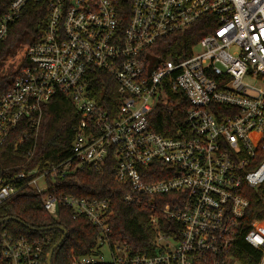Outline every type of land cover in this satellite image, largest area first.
Masks as SVG:
<instances>
[{
	"label": "built area",
	"instance_id": "2783aa9c",
	"mask_svg": "<svg viewBox=\"0 0 264 264\" xmlns=\"http://www.w3.org/2000/svg\"><path fill=\"white\" fill-rule=\"evenodd\" d=\"M30 1L9 0L0 43ZM46 10L41 37L28 41L25 65L0 95V148L19 130L18 146L38 136L60 96L79 122L66 159L0 177V205L34 185L50 215L63 207L87 219L97 244L75 264H245L241 252L247 264H264V232L250 227L252 198L264 206V0H47ZM203 19L216 28L189 52L163 60L153 53ZM100 73L117 86L110 112L94 93ZM168 106L182 108L184 124L166 136L151 122ZM107 163L127 188L124 203L151 209L147 252L112 243L111 199L51 192L59 179ZM2 229L0 264H48L51 240Z\"/></svg>",
	"mask_w": 264,
	"mask_h": 264
},
{
	"label": "trees",
	"instance_id": "16d2710c",
	"mask_svg": "<svg viewBox=\"0 0 264 264\" xmlns=\"http://www.w3.org/2000/svg\"><path fill=\"white\" fill-rule=\"evenodd\" d=\"M8 4L9 0H0V16L6 12ZM46 9L47 0L30 1L23 9L20 18L10 26L5 40L0 43V95L10 89L13 80L25 65L26 61L21 60L16 71L10 70L7 66L22 49V42L37 41L41 37L47 20ZM41 22L44 24H40ZM209 23L208 20L203 19L190 30L163 39L154 47L153 53L160 55L162 60L167 57L182 56L183 51L189 52L203 37L215 30L216 24ZM93 88L100 105L105 110L112 111L108 101L118 98L115 82L109 76L100 73ZM104 94H107V102L102 100ZM113 108L117 109V103ZM170 109L174 112L170 113ZM181 114L180 107L157 108L151 122L153 130L169 136L170 133L172 134L170 132L172 128L177 130L183 126ZM78 122L79 115L69 97L60 96L50 102L45 109L38 136L18 146L17 137L22 133L19 130L13 133L0 148L2 170L0 177L14 178L22 172L37 168L44 169L49 163L55 164L66 159L70 154L74 127ZM29 150L34 152L32 157L27 155ZM112 167L113 164L107 163L100 170L86 167L73 172L66 178L59 179L57 186H51V192L80 198L111 199L114 211L110 233L112 243L128 244L134 252H147L155 237L150 222L151 209L145 204L124 203L123 195L127 192V188L116 183ZM33 178L35 176L24 182L28 183ZM49 184L51 185L50 182ZM163 204L159 203V205ZM263 207L261 202L252 198L253 214L250 227L261 232H264V210L261 211ZM7 218H15V220L5 222L3 226L0 224L3 232L13 237L51 240L49 252L64 237V232L59 227L66 230L67 237L55 250L52 264H75L74 256L90 254L97 244L98 232L87 219L75 220L71 210L63 207H59L55 216L50 215L44 208V193L39 194L29 186L0 205V222ZM244 250L251 251L249 247ZM238 257L243 263H248L242 252Z\"/></svg>",
	"mask_w": 264,
	"mask_h": 264
},
{
	"label": "rangeland",
	"instance_id": "374dc122",
	"mask_svg": "<svg viewBox=\"0 0 264 264\" xmlns=\"http://www.w3.org/2000/svg\"><path fill=\"white\" fill-rule=\"evenodd\" d=\"M28 41H29V40H26V41L22 42V49L20 50V52L17 53V55L13 58L12 61H9V62H8L7 66H8V68H10V70H12V71H16V70H17L16 68L19 67V63H21V60H23L24 52H25V49H26V47H27V43H28ZM13 63H14L15 65H13ZM14 66H15V67H14ZM11 67H12V68H11ZM247 83H253V80H252V79H248V80H247ZM37 184H38V187H39V188H45V186H46V182H45V180H44L43 178H42V179H39L38 182H37ZM32 188H35V186L32 185ZM103 251H104V253H105L106 255H108V250H107V248H104ZM107 258H108V257H107ZM107 260H108V259H107Z\"/></svg>",
	"mask_w": 264,
	"mask_h": 264
},
{
	"label": "water",
	"instance_id": "95a60500",
	"mask_svg": "<svg viewBox=\"0 0 264 264\" xmlns=\"http://www.w3.org/2000/svg\"><path fill=\"white\" fill-rule=\"evenodd\" d=\"M10 220H15V218H7L6 220H4L3 222H0V224H4L5 222L7 221H10ZM59 229L61 231L64 232V237L62 238V240L60 242H58L53 248L52 250L50 251L49 253V256H48V264H52V259H53V255L55 253V250L61 245V243L65 240V238L67 237V232L64 228H61L59 227Z\"/></svg>",
	"mask_w": 264,
	"mask_h": 264
}]
</instances>
